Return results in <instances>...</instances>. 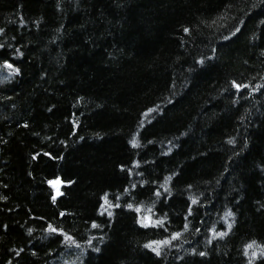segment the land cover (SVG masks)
<instances>
[{
  "label": "trees",
  "instance_id": "obj_1",
  "mask_svg": "<svg viewBox=\"0 0 264 264\" xmlns=\"http://www.w3.org/2000/svg\"><path fill=\"white\" fill-rule=\"evenodd\" d=\"M0 264H264V0H0Z\"/></svg>",
  "mask_w": 264,
  "mask_h": 264
},
{
  "label": "rangeland",
  "instance_id": "obj_2",
  "mask_svg": "<svg viewBox=\"0 0 264 264\" xmlns=\"http://www.w3.org/2000/svg\"><path fill=\"white\" fill-rule=\"evenodd\" d=\"M51 185L54 187L55 195H57L59 193L61 182L59 180H54L51 182Z\"/></svg>",
  "mask_w": 264,
  "mask_h": 264
},
{
  "label": "snow or ice",
  "instance_id": "obj_3",
  "mask_svg": "<svg viewBox=\"0 0 264 264\" xmlns=\"http://www.w3.org/2000/svg\"><path fill=\"white\" fill-rule=\"evenodd\" d=\"M237 87H239V85H237ZM133 145L135 146L136 145V142L135 140L132 141ZM51 183V182H50ZM53 199H55V197H53ZM105 203H107V198H105ZM110 206V205H109ZM109 215H111V213H109ZM143 223V222H142ZM95 226V225H94ZM144 226H148L147 224H145ZM52 231H55V229H52ZM223 235V234H221ZM164 243H167L166 241ZM150 246V245H149ZM254 247V244H249L248 245V248H253ZM253 255H255V253H253Z\"/></svg>",
  "mask_w": 264,
  "mask_h": 264
}]
</instances>
